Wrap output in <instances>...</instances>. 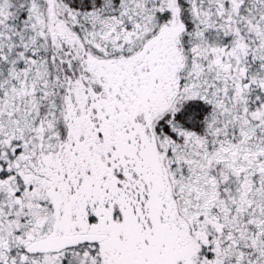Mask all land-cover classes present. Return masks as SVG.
I'll return each mask as SVG.
<instances>
[{
  "label": "snow or ice",
  "instance_id": "obj_1",
  "mask_svg": "<svg viewBox=\"0 0 264 264\" xmlns=\"http://www.w3.org/2000/svg\"><path fill=\"white\" fill-rule=\"evenodd\" d=\"M0 264H264V0H0Z\"/></svg>",
  "mask_w": 264,
  "mask_h": 264
}]
</instances>
